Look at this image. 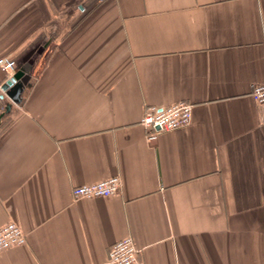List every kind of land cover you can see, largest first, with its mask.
<instances>
[{
  "label": "crops",
  "instance_id": "0c3cea01",
  "mask_svg": "<svg viewBox=\"0 0 264 264\" xmlns=\"http://www.w3.org/2000/svg\"><path fill=\"white\" fill-rule=\"evenodd\" d=\"M0 264H264V0H0ZM193 103L156 144L147 106ZM10 104L9 110L7 106ZM119 175L120 191L73 186Z\"/></svg>",
  "mask_w": 264,
  "mask_h": 264
},
{
  "label": "built area",
  "instance_id": "2783aa9c",
  "mask_svg": "<svg viewBox=\"0 0 264 264\" xmlns=\"http://www.w3.org/2000/svg\"><path fill=\"white\" fill-rule=\"evenodd\" d=\"M0 67L6 73L13 75L17 71L14 59L0 57ZM251 95L258 103H264V81L255 84ZM193 103L178 101L167 106H147L144 110L141 124L145 127L146 141L156 144L159 134L185 127L192 120ZM119 175L108 177L100 181L73 186L74 199L82 197H107L118 193L121 188ZM27 234L15 221L10 220L0 226V252L11 247L24 245ZM140 249L136 246L132 236H126L109 248V262L114 264H143Z\"/></svg>",
  "mask_w": 264,
  "mask_h": 264
},
{
  "label": "water",
  "instance_id": "95a60500",
  "mask_svg": "<svg viewBox=\"0 0 264 264\" xmlns=\"http://www.w3.org/2000/svg\"><path fill=\"white\" fill-rule=\"evenodd\" d=\"M29 75L25 74L23 69L17 70L13 75H11L2 85V90L5 94L12 99L13 102L21 101V92L24 89V85L28 80ZM10 104L7 106V110H9Z\"/></svg>",
  "mask_w": 264,
  "mask_h": 264
}]
</instances>
